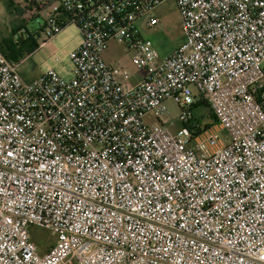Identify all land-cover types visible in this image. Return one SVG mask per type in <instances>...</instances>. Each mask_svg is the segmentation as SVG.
<instances>
[{"label":"built area","instance_id":"built-area-1","mask_svg":"<svg viewBox=\"0 0 264 264\" xmlns=\"http://www.w3.org/2000/svg\"><path fill=\"white\" fill-rule=\"evenodd\" d=\"M164 1L21 0L30 31L82 40L68 79L0 50V264H264V0H174L182 42L161 54L141 30ZM200 99L216 123L195 132Z\"/></svg>","mask_w":264,"mask_h":264},{"label":"rangeland","instance_id":"rangeland-1","mask_svg":"<svg viewBox=\"0 0 264 264\" xmlns=\"http://www.w3.org/2000/svg\"><path fill=\"white\" fill-rule=\"evenodd\" d=\"M21 0H0V44L4 42H12L13 33L17 26H25L31 29L35 23V19H31L29 14L22 9ZM154 14L158 17L159 22L151 27H142V36L152 41L153 45L161 54L171 52L178 44L182 42V30L180 25V17L174 0H166L154 10ZM15 31V32H14ZM37 49L29 54H24L18 59V71L25 79H32L54 69L64 78L71 77V60L69 53L81 43V34L79 29L72 23L65 25L61 30L51 35L49 38L44 33L34 36ZM103 59L107 63L117 64L128 70L131 78L127 81L129 85L138 81L140 70L136 67L137 55L134 50H129L125 42L115 40L109 41L108 48L103 53ZM168 113L163 119L172 123L171 129L179 127L176 117L180 109L172 100L166 101ZM195 116L200 117L202 122H210L206 115L204 106L199 105L192 110ZM151 115H146L145 121L150 124L152 122ZM224 137L226 133L220 132ZM30 230L41 236V239L47 243L52 242V236L46 229L32 226ZM46 243V244H47ZM39 252L45 251V246L38 245Z\"/></svg>","mask_w":264,"mask_h":264},{"label":"trees","instance_id":"trees-1","mask_svg":"<svg viewBox=\"0 0 264 264\" xmlns=\"http://www.w3.org/2000/svg\"><path fill=\"white\" fill-rule=\"evenodd\" d=\"M22 28H25V26L24 25L21 27L17 26L15 28V30L18 31V33L17 32L13 33L12 42L7 41V42H4L2 45L0 44L1 52L10 61H18V59L21 58L25 53L29 54L35 49H37L38 47V44L36 43V39L34 37L37 34L26 28H25V31L21 32ZM199 105H202L205 107L206 115L210 119V122H202L200 117L195 116L192 112L189 122L195 132H199L200 130H202V128L193 127L194 124H203V128H206L209 125L216 123V118L213 112L211 111V109L209 108V106L203 99H200L197 103L193 104L192 110L193 108ZM37 243L39 245V242Z\"/></svg>","mask_w":264,"mask_h":264}]
</instances>
